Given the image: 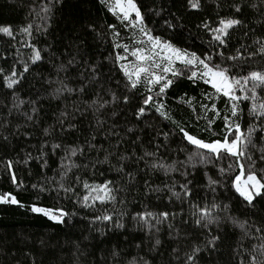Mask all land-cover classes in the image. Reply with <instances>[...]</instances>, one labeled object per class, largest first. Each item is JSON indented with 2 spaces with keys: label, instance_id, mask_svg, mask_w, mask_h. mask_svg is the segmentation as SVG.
<instances>
[{
  "label": "snow or ice",
  "instance_id": "snow-or-ice-1",
  "mask_svg": "<svg viewBox=\"0 0 264 264\" xmlns=\"http://www.w3.org/2000/svg\"><path fill=\"white\" fill-rule=\"evenodd\" d=\"M86 2L90 0H42L40 11L43 15L40 18L44 23L35 27L36 39L33 40L31 22L18 29L22 37H28L21 44L28 49L26 60L17 49V61L22 64V70L17 69L16 63L10 70L0 68L3 87L11 90L10 103L4 105L8 112L6 115L0 113V147L6 151H14L11 137L22 127L21 124L13 126L8 118L14 112L25 118V128L38 127L39 124L40 97L25 99L16 91L24 84L25 74L32 67L42 66L47 58L48 65L56 73L54 77H44L49 86L56 85L47 95L65 101L54 114V124L40 130L37 154L33 156L27 152L22 160L17 154L15 161L26 167L29 161H33L43 171L49 166L50 153L62 151L58 173L53 177L44 175L31 184L34 191L31 203L21 201L13 191H0V205L16 206L42 216L66 234L75 232L78 225L86 227V232L83 227L80 229L81 240L72 241L76 250L74 255L86 254L80 250L81 242L94 249L119 230L126 229L125 218L130 215L135 227L147 233L149 246L144 256L137 254L125 264H219L217 257L225 239L221 230L229 225L242 230L243 237H254L259 241L253 243L251 249H243L238 243L243 253L248 254V264H264V68L249 69L247 59L258 55L264 61V35L256 36V30L246 22L247 10H259L264 7V0L252 3L249 0H210L213 5L211 14L195 25L198 32L209 36L201 45L195 44L196 37L186 26L185 17L193 10L203 12L208 0H97L100 8L117 22L104 24L107 36L111 37L108 55H96L91 46L89 37L95 41L103 38L105 33L100 31L90 11L84 9ZM58 13L64 26L59 29V35H54L51 29ZM260 16L264 17V11ZM258 23L264 24V21ZM118 27L126 30L127 35L122 37ZM259 30L264 32V27ZM250 33L251 44H248ZM0 34L15 36L11 25H0ZM48 36L52 37L51 40L47 39ZM189 40L193 43L188 44ZM249 47L254 51H249ZM229 52L231 54H226ZM3 55L6 53L0 54ZM73 69L75 76L69 77L68 73ZM113 69L119 76L113 75ZM35 76L40 77L41 73L37 72ZM181 77H186L193 85L199 82L210 85V90L202 93L203 100L208 103L200 102L198 113L194 97L181 94L176 98L191 109L197 122L206 121L205 127L199 131L213 133L208 138L193 133L187 123L175 119L166 102L168 90ZM73 94L77 99L68 101L67 97ZM85 96L89 99H83ZM221 98L225 100L223 110L216 104ZM245 102H249L246 130L241 125L245 117L241 104ZM22 105H26L27 110H23ZM148 114H153L159 121H168L172 128L165 131L156 127L147 119ZM89 115L88 134L84 136L81 131L83 120L77 122V116L88 119ZM113 118L121 123L111 122ZM216 119L223 122L219 135L213 131ZM145 129L150 130L148 143L154 149L152 151L143 146ZM54 132L57 135H53ZM177 133L180 140L174 151L187 154L184 160L169 162L164 153L173 151L170 145ZM19 134L33 135L31 131ZM69 135L75 136V140L65 144L63 141ZM98 136H102L105 142L115 140L104 147L94 143ZM126 143L130 144L131 151H120L118 146ZM187 146H192V151L189 152ZM253 150L260 153L258 157L254 158ZM93 151L103 152V158L99 155L92 157ZM74 157L84 158L85 162L77 163ZM141 161L143 169L139 167ZM133 164L136 167L129 171ZM103 165H108V172L115 173L118 179L106 178L103 172L99 181L95 178L82 180L79 175L74 183L66 179L72 170L78 172L82 168L94 170V176L98 166ZM210 165L218 173L216 178L206 170ZM0 168L4 169L3 175L8 177L14 189L26 188L25 180L14 171L12 158L6 157ZM201 169H205L203 176L207 180L203 187L212 194L210 203L207 196L203 203L199 198L193 200L199 191L194 173ZM155 172H163L169 182L152 184L150 175ZM140 173L149 174V179L143 180L144 198L155 196L157 200L166 199L169 204L179 201L178 210L152 211L147 204L144 210L132 213L124 211L123 207L116 210L115 205L130 203L120 194L127 193L129 188H139ZM170 173H179L181 180L169 176ZM78 187H82L83 195ZM218 189L234 190L239 201L236 211L259 217L260 223L240 219L232 211V205L216 199ZM45 194L54 203H72V210L63 204L58 207L43 204ZM185 204L188 205L187 212ZM109 207L113 210L110 211ZM90 209L95 211L81 215ZM165 225L170 243L178 242L182 236L192 243L182 253L178 247L172 248L169 259L157 261L158 256L163 257ZM189 227L192 231L187 230ZM144 243L141 240L135 247L142 249ZM100 251L99 264H119L121 249L116 245L112 246L107 257L103 255L104 247ZM22 256L28 257L31 264H38L31 252L22 253ZM15 264L21 262L17 260ZM240 264H244L242 259Z\"/></svg>",
  "mask_w": 264,
  "mask_h": 264
},
{
  "label": "trees",
  "instance_id": "trees-1",
  "mask_svg": "<svg viewBox=\"0 0 264 264\" xmlns=\"http://www.w3.org/2000/svg\"><path fill=\"white\" fill-rule=\"evenodd\" d=\"M43 2H47V0H43ZM258 2V0H249V3ZM42 4V0H0V25H11L13 31L15 33L14 38L7 37L5 35L0 34V54L6 53V55L0 56V68H4L6 70H10L11 65L16 63L17 69L22 70V64L17 61V49H19V54L22 55L24 60L27 59L28 49L25 47H21V44L28 39V37H22L19 32V28L27 25L28 23H32L33 25V40L36 39L37 34L35 33L36 26H42L44 21L40 18L43 13L40 11V7ZM86 11H90L92 18H94L97 24L100 26V31L105 33L103 38L92 41V38L89 37L91 41V46L94 49L96 55H108L111 51L110 41L111 37L107 36L106 30L104 28L105 23H117L115 18L108 13L106 10H102L97 3V0H90V2H86L83 5ZM213 5L210 0L205 4V9L203 12L191 11L185 17L186 26L191 29L193 35L196 37L195 44L201 45L202 41L209 39V36L203 32H198L195 28V25L200 22L201 19L204 18L205 15H209L212 12ZM264 11V7H261L259 10L256 9H248L247 10V23H249L250 27L255 29V35L260 36L264 35V32H261L259 29L264 27V24L258 23L259 21H264V17L260 16V12ZM224 13L222 12L221 15ZM214 18V17H213ZM64 21L60 19V14L53 20V27L51 29L54 35H59V29L63 28ZM118 30L121 31V36L124 37L127 35L126 30H122L118 27ZM251 36L247 41L248 44H251ZM51 36H48L47 39L51 40ZM41 39H44L41 37ZM127 43L128 40L125 39ZM193 40H189L188 44H192ZM187 46V45H184ZM249 51H254V48L249 47ZM226 54H231L226 53ZM248 59V68L259 67L264 68V61L257 55L253 58ZM247 70V69H246ZM245 70V71H246ZM40 72L41 76H35V73ZM4 74H7L5 72ZM241 74H244L243 72ZM55 71L48 65L47 58L45 59V63L42 66L32 67L29 72L25 74V81L16 91L20 94L21 98L25 99H36L40 97V120L38 127H23L25 124V118L18 114L13 113L10 117H8L12 125L21 124L22 127L18 130V134L11 137L12 145L11 147L14 151L8 152L4 148L0 147V163L6 157H10L14 161V171L17 172V175L22 177L26 182V188L24 190L14 189L10 180L6 175H3L4 169L0 168V191H13L17 194L18 198L25 202L31 203L34 195V191L31 189V184L37 182L42 176L46 175L48 177H53L54 173H58L57 165L59 164L60 157L63 155L62 151H57L55 154L50 153L51 159L49 160V166L41 171L36 163L33 161H29L28 166L26 167L23 164L15 163L17 159V154L19 155V159L22 160L24 158V154L27 152H31L33 156L37 154V148L41 142V129L47 127L48 125L54 124V114L58 113L59 109L63 106L64 100H55L51 99L47 93L51 91L52 88H55L56 85L53 84L49 86L45 83V76H55ZM113 75L119 76V73L115 72L113 69ZM69 77L75 76V70L73 69L68 73ZM71 83V81H69ZM210 90V85H206L203 82H199L197 85L191 84L190 81L187 80L186 77H181L178 79L174 86L171 87L167 92L166 102L169 107L172 109L174 118L180 120L182 123H187L189 125V130L197 135H202L204 138H208L212 136L213 133L205 132L200 133L199 129L205 127L206 121L201 119L197 122L195 115L192 113L191 109L187 107V105L181 104L178 99H176L181 94H187L188 96H192L196 99V109L197 113L199 112V103H208V101L203 100L202 93ZM264 95V93H262ZM11 98V90H7L3 87L2 84V75H0V113H4L5 115L8 112L7 105L10 103ZM77 97L73 94L70 97H67L68 101L76 100ZM83 99H89L88 96H85ZM249 102H245L241 104V107L245 109V117L241 120L242 128L246 130L247 124L249 123L247 119V104ZM217 107L221 110L225 108V100L223 98L216 100ZM23 110H27L26 105L21 106ZM110 110V109H109ZM211 115V113L209 114ZM91 119L89 115L88 119H84L81 116H77V122L83 120V125L81 127V131L83 135L86 136L88 134V123ZM147 119L156 125V127H161L165 131H168L172 128V125L168 121H159L158 118H155L153 114H148ZM111 122L121 123V121L113 120ZM223 127V122L221 119H216L213 124V131L216 134H222L221 129ZM9 132L12 131V128L9 127ZM23 131H31L33 133L30 137H25L20 135V132ZM58 132V129H57ZM57 132H54L53 135H57ZM139 134V133H138ZM150 130L145 129L143 134L144 148H147L149 151L154 150L148 143ZM76 135H80L77 133ZM151 135H155L154 132H151ZM58 138V136H57ZM49 139H52L49 137ZM134 139V137L132 138ZM160 139H163L162 137ZM75 140V136L69 135L65 137L64 143L71 144ZM83 140V136H81V142ZM115 138H112L108 142H105L102 136H98L94 141L97 145L103 144L104 147H108L109 143H114ZM180 140V136L177 133L175 139L172 140L170 147L173 149L172 152H166L164 155L168 156L169 162L172 159L184 160L187 153H180L174 151L177 148V142ZM259 146L260 142L257 141ZM36 145L37 147H32ZM184 146V145H181ZM120 151L128 150L131 151L130 144L126 143L122 146H118ZM188 151H192V146H187ZM140 154V147L137 146V155ZM259 152L253 150L254 158L259 156ZM92 157H96L97 155L100 158H103V152L96 153L93 151L90 154ZM73 159H76L75 157ZM77 163H84V158L76 159ZM115 163V160L112 161ZM225 162V166H226ZM136 165L133 164L129 167V171L135 168ZM141 169L144 168V163L141 161L139 164ZM208 174L216 178L218 173L213 166H208L206 169ZM92 169H80L78 172L76 170H72L69 174V178H66L68 182L74 183L75 177L79 175L81 179H89L92 180L95 178L96 180H102L100 173L103 172L106 178L109 179H118L115 173L108 172V165L98 166V169L95 170V175L93 176ZM205 169H201L200 171L194 173L196 177V184L199 186V191L196 192L193 200L199 198L200 202L203 203V199L207 196L208 202L210 203L212 200V194L203 187L207 180L203 176V172ZM169 176H174L177 180H181L179 173H170ZM191 178V177H190ZM234 178V177H233ZM149 179V174L140 173L138 175L139 180V188H129L127 193H121V196H124L130 203L125 206H121L119 204L115 205V209L119 210L123 207L124 211L129 213L142 211L144 210V205L147 204L149 210L152 211H173L178 210L179 201H174L173 204H169L166 199L157 200L155 196H151L149 198H144L142 195L143 192V180ZM150 182L152 184L159 185L162 182H169L166 180L163 172H155L150 175ZM183 182V181H181ZM77 190L83 195L82 187H78ZM166 195V194H165ZM216 199L229 203L232 205V211L240 218V219H248L249 223L253 220H256L258 224L260 223L259 217H252L250 214L244 212H237L236 208L239 207V201L237 199V194H234V190L226 191L224 189H218L216 194ZM43 204L51 207H58L61 204L68 209L72 210L73 204L68 201H60L58 203H54V201L45 194L42 198ZM185 211H188V205H184ZM109 210L113 209L109 207ZM94 209L86 210L84 214H90L94 212ZM222 215V214H221ZM80 217H77L79 220ZM126 229H121L116 235L110 237V239L105 240L102 246H97L94 249L89 246L86 242H81L80 250L81 252H85V255H79L75 253V247L72 241L81 240V232L80 229L83 227L86 232L87 229L83 225H78L77 229L73 233L66 234L59 227H57L53 222L48 221L46 218L31 214L27 212L25 209L17 208L16 206L9 205H0V264H15L17 260L21 262V264H31V261L28 257L22 256V253L31 252L38 262V264H78L77 256L79 255V264H93V261L96 264H99L101 258L100 248L104 247L105 251L103 255L105 257L108 256L109 250L113 245H116L121 249V255L119 258V264H125L127 260H130L132 257L139 254L140 256H144L147 248L149 246V241L147 238V233L135 227L134 221H132L131 216L125 218ZM188 231H192L191 227L187 229ZM225 234V239L223 245H221L222 252L218 255L217 259L219 264H240L241 259L244 264H248V254L243 253V249H251L253 243H259L254 237H243L242 230L239 228H235L232 225H229L227 228H222L221 230ZM165 244L164 248L161 249L163 252V257H157V261L160 259L167 260L169 259V253L172 248L178 247L180 252H184L190 246L192 241L186 240L183 236L179 239L178 242H169L167 239V227L166 225L163 228ZM243 237V238H242ZM99 239H103L102 237H98ZM125 239H127V243H124ZM141 240H144V246L142 249H137L135 245L139 243ZM238 243L243 245V249L238 247ZM235 256V259H233ZM148 258H151L149 256Z\"/></svg>",
  "mask_w": 264,
  "mask_h": 264
}]
</instances>
